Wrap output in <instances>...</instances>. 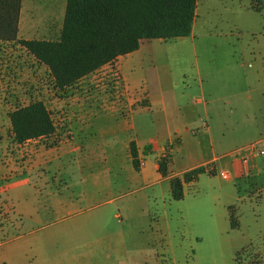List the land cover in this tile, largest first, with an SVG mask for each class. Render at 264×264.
<instances>
[{"label":"rangeland","instance_id":"1","mask_svg":"<svg viewBox=\"0 0 264 264\" xmlns=\"http://www.w3.org/2000/svg\"><path fill=\"white\" fill-rule=\"evenodd\" d=\"M134 58L127 73L138 92H192L195 100L215 101L210 108L219 119L208 120V129L216 140L233 138L231 156L264 138V0H198L193 34L145 41ZM204 123L186 139L194 162L200 150L211 155ZM177 159L180 167L194 164ZM224 172L203 174L182 200H167L166 216L151 188L94 206L68 204L73 189L61 190L54 204L66 203L51 215L26 211L11 246L25 264H264V178L229 184ZM43 195L27 201L49 204Z\"/></svg>","mask_w":264,"mask_h":264},{"label":"crops","instance_id":"2","mask_svg":"<svg viewBox=\"0 0 264 264\" xmlns=\"http://www.w3.org/2000/svg\"><path fill=\"white\" fill-rule=\"evenodd\" d=\"M66 5L67 0L63 9L58 0H22L17 41H0V181L4 180L0 208L6 204L11 210L9 214L0 210V264H25L11 246L10 236L24 223L26 211L51 215L56 206H63L66 202L54 204L61 190L73 189L68 204L94 206L102 200L113 202L129 190L151 188L166 216V202L172 199L171 180L182 179L184 173L197 167L203 166L207 174L225 169L230 172L223 173L229 184L264 178L260 156H250L246 163L231 156L233 138L223 135L216 140L209 127L211 155H202L200 150V160L194 162L186 139L201 118L211 124L218 122L214 115L220 114L219 110L210 108L214 100H195L192 92L134 89L128 66L142 52L144 42L151 40H143L138 51L117 58L72 86L58 88L48 67L19 41H58ZM194 26L195 21L192 34ZM37 101L44 103L52 118V113L67 114L68 140L54 146L43 145V138L21 144L15 141L10 113ZM19 104L23 106L17 107ZM200 104L202 108L196 106ZM258 109V113H264ZM260 141L263 148L264 138ZM132 143L137 150L138 170L133 164ZM177 155L194 164L180 167ZM229 155L231 161L221 162ZM166 156L170 163L168 176L163 177L159 162ZM192 183L184 184V188ZM34 192L39 199L47 194L50 203L28 202V195ZM228 196L233 200V194ZM231 204L224 206L230 208ZM49 264H55L53 259Z\"/></svg>","mask_w":264,"mask_h":264},{"label":"trees","instance_id":"3","mask_svg":"<svg viewBox=\"0 0 264 264\" xmlns=\"http://www.w3.org/2000/svg\"><path fill=\"white\" fill-rule=\"evenodd\" d=\"M21 3L22 0H0V41H17ZM196 9L197 0H67L58 41L19 43L48 67L56 86L63 90L117 58L138 51L143 40L190 36ZM10 120L19 144L55 130L51 113L41 101L16 109L10 113ZM131 153L138 170L134 143ZM169 163V156L159 162L163 177L168 176ZM206 173L201 166L184 173L182 179H172L173 200H182L184 184Z\"/></svg>","mask_w":264,"mask_h":264},{"label":"built area","instance_id":"4","mask_svg":"<svg viewBox=\"0 0 264 264\" xmlns=\"http://www.w3.org/2000/svg\"><path fill=\"white\" fill-rule=\"evenodd\" d=\"M67 114L61 113L56 116H53V122H54V132L48 136L41 137L43 138L42 142H45V144H48V146H54L62 143L65 140H68V128H67V120H66ZM204 128H208V123L205 122L203 124ZM261 142L252 143L249 146H247L245 149L237 152L234 154L235 158L241 159L244 163L248 161V158L250 156H264V149L261 148ZM168 154L171 153V149L168 150ZM4 181V180H3ZM0 181V189H2V182ZM0 210H3L4 214H9L10 209L7 208V205L4 204Z\"/></svg>","mask_w":264,"mask_h":264}]
</instances>
